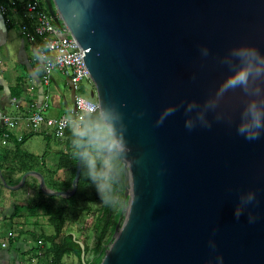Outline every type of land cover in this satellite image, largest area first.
<instances>
[{
	"label": "water",
	"instance_id": "95a60500",
	"mask_svg": "<svg viewBox=\"0 0 264 264\" xmlns=\"http://www.w3.org/2000/svg\"><path fill=\"white\" fill-rule=\"evenodd\" d=\"M84 50L123 165L122 221L99 264H264V0H44ZM242 52L247 55H242ZM251 58L246 84L225 86ZM261 71L257 72L256 69ZM248 127V132L241 128ZM80 261L88 264L85 246Z\"/></svg>",
	"mask_w": 264,
	"mask_h": 264
},
{
	"label": "crops",
	"instance_id": "0c3cea01",
	"mask_svg": "<svg viewBox=\"0 0 264 264\" xmlns=\"http://www.w3.org/2000/svg\"><path fill=\"white\" fill-rule=\"evenodd\" d=\"M14 19L15 24L11 26L0 14V113L18 121L17 126L8 131L9 136L0 140V164H16V155L22 150L44 155L45 164L50 167L65 146L45 126L32 132L27 116L44 102L47 104L45 117L73 115L74 93L59 72L51 74L48 84L43 83L37 47L18 32V24L24 17L15 14ZM58 175L63 177L64 172L59 171ZM34 187L33 179L19 189L0 187V264L46 263L41 257L46 245L38 238L42 234L50 235L41 231L48 217L44 208L35 206L43 197Z\"/></svg>",
	"mask_w": 264,
	"mask_h": 264
},
{
	"label": "trees",
	"instance_id": "16d2710c",
	"mask_svg": "<svg viewBox=\"0 0 264 264\" xmlns=\"http://www.w3.org/2000/svg\"><path fill=\"white\" fill-rule=\"evenodd\" d=\"M7 10V17H11V8L18 5V0H0ZM83 90H81L82 92ZM4 128H0V140ZM109 136L105 124L98 110L85 114L79 123V129L68 128L63 138L60 139L65 150L57 153V159L53 166L47 167L44 155H35L20 150L16 155V164L2 165L0 170L6 184L15 185L22 175L29 171L39 172L45 180L46 186L51 190L65 191L71 186L75 170L76 156L80 144L90 136ZM22 142H20V145ZM123 165L115 154L103 143L92 141L86 145L83 151L81 172L75 193L68 197L49 196L44 194L38 180L33 176H27L22 187L28 184L29 179L35 181L34 189L43 197V201L35 206L45 209L48 221L54 229L50 235L42 234L38 239L44 242L46 249L42 256L49 264H64V256H75L79 262L81 248L76 242L81 241L85 246L86 262L99 264L104 253L113 240L115 227L123 214L119 207L123 194ZM59 171L64 176L58 175ZM16 176L15 179H11ZM0 181V187H2ZM123 205L125 200H122ZM96 204L85 211L84 205ZM85 211V214H80ZM91 217L90 230L84 225L77 236L73 229L66 230L68 224L81 222L82 218ZM91 232L89 235L88 232ZM92 239V244L88 241ZM45 263V264H46Z\"/></svg>",
	"mask_w": 264,
	"mask_h": 264
},
{
	"label": "built area",
	"instance_id": "2783aa9c",
	"mask_svg": "<svg viewBox=\"0 0 264 264\" xmlns=\"http://www.w3.org/2000/svg\"><path fill=\"white\" fill-rule=\"evenodd\" d=\"M10 11L11 17H7L8 10L0 5V14L7 19L9 25L15 24V14L24 17L18 24V32L37 47L42 62L43 83L48 84L52 72H59L66 78L74 93L73 115L45 117L43 112L47 104L44 102L34 107L27 116L28 126L32 132H38L45 126L55 137L61 139L68 128L79 129L80 120L85 114L98 110L94 88L87 92L83 86L84 82L92 83L84 61V50L61 20L58 23L53 20L44 0H18V5L13 6ZM17 124L16 118L0 113V128L5 129L2 139H6L9 136L8 131Z\"/></svg>",
	"mask_w": 264,
	"mask_h": 264
},
{
	"label": "rangeland",
	"instance_id": "374dc122",
	"mask_svg": "<svg viewBox=\"0 0 264 264\" xmlns=\"http://www.w3.org/2000/svg\"><path fill=\"white\" fill-rule=\"evenodd\" d=\"M54 72H52V74H53ZM83 86L85 87V89L87 90V92L90 90H93V88H94V86L92 85V83H88V82H84L83 83ZM68 93V92H67ZM52 101V100H51ZM51 101H49L50 103H51ZM51 106V105H50ZM121 205H119V207H120V209H121V207H122V205H123V202H122V200H125L124 199V196H123V194L121 195ZM91 206V208L92 209H94V208H96L97 207V205L96 204H89V205H84V207H85V211L87 210V208L88 207H90ZM85 211L84 212H82V213H80V214H85ZM92 223V219H91V217H84V218H82V220H81V222H77V223H73V224H68L67 226H66V230H69V229H73V231H75L76 232V234H77V236L79 235V231L82 229V227L85 225L89 230H90V224ZM41 231H44L45 233H48V234H53L54 233V229H53V227L51 226V224L47 221V220H44V223H43V225H42V229H41ZM88 232V231H87ZM89 233V235H91V232L89 231L88 232ZM81 235H79V237H80ZM92 236V235H91ZM88 244L89 245H91L92 244V239L90 238V240L88 241ZM33 245H35V244H33ZM35 247H36V245H35ZM63 262L65 263V264H79V262H78V260H77V258L75 257V256H72V255H70V256H64L63 257Z\"/></svg>",
	"mask_w": 264,
	"mask_h": 264
},
{
	"label": "clouds",
	"instance_id": "9594fccd",
	"mask_svg": "<svg viewBox=\"0 0 264 264\" xmlns=\"http://www.w3.org/2000/svg\"><path fill=\"white\" fill-rule=\"evenodd\" d=\"M242 55H247V53L242 52ZM252 70L251 58L249 57V62L243 65L239 70L234 72L226 81L225 86L234 87L238 84L243 85L246 84L249 78L250 71ZM257 72L261 71L260 68L256 69ZM262 124H264V120L261 119V115L258 112L253 113L252 125L255 129H259ZM242 132H248V127L241 128Z\"/></svg>",
	"mask_w": 264,
	"mask_h": 264
}]
</instances>
